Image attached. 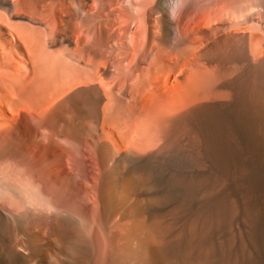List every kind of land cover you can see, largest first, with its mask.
I'll return each mask as SVG.
<instances>
[{
  "label": "bare ground",
  "instance_id": "obj_1",
  "mask_svg": "<svg viewBox=\"0 0 264 264\" xmlns=\"http://www.w3.org/2000/svg\"><path fill=\"white\" fill-rule=\"evenodd\" d=\"M187 121L202 155L180 142ZM233 169L248 223L193 231ZM0 193V247L21 264H91L90 229L134 264H264V0H0Z\"/></svg>",
  "mask_w": 264,
  "mask_h": 264
},
{
  "label": "rangeland",
  "instance_id": "obj_2",
  "mask_svg": "<svg viewBox=\"0 0 264 264\" xmlns=\"http://www.w3.org/2000/svg\"><path fill=\"white\" fill-rule=\"evenodd\" d=\"M98 110L99 111L96 112V113H98V114L100 113V115L98 116V114H97V118L96 119H97V122H98V117H99V119H101V121L99 120V123H98V126H97L98 127L97 129H99V130H97L99 132V133L97 132V134L101 135V134L104 133V130H103L104 128L103 127L101 128V126H102L101 125L102 124V115H101L100 109H98ZM100 116H101V118H100ZM199 129H200V127L198 126L197 122H195V121H187L178 130V135H179V139H180V142H181L182 146H184L185 148H191L193 151H195V152H197V153L202 155V154H204L205 150L209 148V146H208V144L206 142L207 140L205 139V134L202 132L201 129L200 130ZM181 136H182V138H181ZM84 145H85V143H84ZM84 145L79 146L80 148L83 147L80 150H81L82 156L84 157L83 159H85L84 161L86 162V167L83 169V171L78 172L80 177L82 178L81 179L82 182L84 180L83 178H85V176H86V172H87V169H88V166H87L88 162L91 159L90 158L91 156L89 155V153H90L89 151H91L90 147L85 146L86 147L85 148ZM86 150H87L88 154H87ZM113 156L116 157V158L118 157L115 154ZM86 157L89 158L88 159L89 161H87ZM166 172H168L166 168L162 169V171H159V170H154L153 171V175L155 176V178L158 179V185H159L158 188L159 189H167L168 188V184L169 183H168L166 175H165ZM127 173L131 174L134 177H142L143 176L142 171H140L138 169L129 168ZM19 175H20V186H21L20 189H21V193L24 196H26V198L31 199L30 200L31 203H34L37 200L38 201L40 200L39 202H43L41 204H46L47 205L48 204L47 200H45L44 198L42 199L41 195H39L40 194L39 192H38L39 194L38 193L36 194L34 192L36 190L33 187L32 188L34 190H31V185H29L27 180L24 178L23 172H19ZM238 175H239V173L237 172V170L233 169V171H231V175L229 173V175H223V176L215 179L213 184L210 186L211 190L209 189V191H208V196L211 199L210 202H209V204H210L209 207L206 206L203 210H201L200 212L195 214L190 219V221L188 222V226L193 231L199 232L200 234L206 236L208 233H211V231L213 229H216V228L220 227L222 224H225L226 222H227L229 228H233V226L231 224L235 225L237 223H248L250 215L252 214L251 213L252 209H251V207L249 205V202L247 200L248 198H246L247 197L246 194L244 192L242 193V191L241 192L239 191V189L241 187V183L236 181ZM233 181H234V184H233ZM236 187H237L238 190H236ZM216 194H218V195H216ZM1 197H3V194L0 193V198ZM3 198H1L0 201L1 200H5ZM83 200H84V198L80 199L79 202L77 203V206L81 207V203H82V206H84L85 205V201H83ZM9 201H10V199H9ZM11 202H13V203H11ZM11 202L10 203L13 204V207H17L18 206V203H16L15 201L11 200ZM51 205L48 204V206H50V207H51ZM2 214H3V211H2V209L0 207V215H2ZM147 216H149V217H147ZM147 216H146V219H145L146 225H147V222H148V225H147L148 228H152V229L155 228L154 231H155V233L157 232L156 233L157 235H159V233H161V232H164V230L169 225V222H168V219H170V218H168L169 217V213H162V214L159 213V212L158 213H149V214H147ZM148 218H149V220H148ZM246 219H247V221H245ZM236 220H238V221H236ZM0 231H1V221H0ZM86 233H87V235H86ZM114 233L115 232L113 230H112V232L110 230L109 231L107 230V231H102V233L99 234V232H95L94 230H91V229L89 230V232L88 231L84 232V234L82 236V238H84V239H82L84 241L83 242L84 243L83 247L88 252L87 256H89L90 260H92L91 264H109V262L111 264H134V260L133 259L135 257L134 256L135 254H132L131 252L128 253L127 252L128 250L127 249L125 250V248H123V249H118V248L116 249L115 248L116 250L112 248V245L114 244L112 241H115V238H116L115 236H117V234L115 233L116 234L115 235ZM84 236H86V237H84ZM95 236H96V238H95ZM100 236L103 237V238H101ZM112 236L114 238H112ZM105 238H107V239L105 240ZM99 241H100L101 244H99ZM105 242H107L108 245H109V246L107 245V247L108 248L111 247V248H109V249L106 248L105 249V247L102 245V244H106ZM110 242H112V244ZM96 244H98V245H96ZM117 250H119V252ZM111 252L113 254V255L111 254L112 256L109 254ZM113 252H115V253H113ZM117 253H119V254H117ZM108 255H109V257H108ZM95 256L99 257V258H96ZM109 258H111V259H109ZM17 259H18V257H15L14 255H10V256L7 255L6 256L4 254V251L2 250V248L0 247V264H21L20 260L19 259L17 260Z\"/></svg>",
  "mask_w": 264,
  "mask_h": 264
}]
</instances>
